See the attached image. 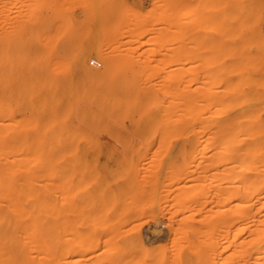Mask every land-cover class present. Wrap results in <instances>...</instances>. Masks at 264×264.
<instances>
[{"label": "bare ground", "instance_id": "1", "mask_svg": "<svg viewBox=\"0 0 264 264\" xmlns=\"http://www.w3.org/2000/svg\"><path fill=\"white\" fill-rule=\"evenodd\" d=\"M196 1L152 0L151 8L138 15L136 7L142 5L141 0H134L133 5L126 0H0V264H67V254L69 264H214L217 256L219 264H264V140L250 142L244 126L257 110L256 104L254 110L222 108L216 113L223 112L222 125L206 138L221 143L223 152L230 153L223 159L225 170L237 173L235 189L231 186L232 191L226 190L229 193L223 189L226 195L221 192L226 203L223 210L217 205L223 216L216 226L204 213L206 208L200 204L204 200L195 190L191 194L189 187L184 191L179 187L176 192L172 190L176 186H165L167 195L161 191L164 197L159 191L147 190L143 183L140 188L132 184L118 191L107 187L98 193L88 188L90 182L85 180L94 174V168L80 161L83 145L168 144L177 140L178 119L190 124L192 80L191 69L185 64L192 55L185 50L194 38L199 43L209 39V34L194 37L196 31L220 30L226 19L221 13L210 14L207 0ZM76 7L82 9L80 16ZM248 18L233 25L252 26L253 20ZM97 25L108 37L106 44L95 42ZM147 32L151 37L147 34L150 38L143 42ZM134 42L139 43L137 47ZM109 44H114L113 48ZM54 45L65 52L77 49L79 76L68 72V63H56L58 58L51 56L55 66L51 61L53 65L46 64L48 50ZM140 47L147 48L146 54ZM199 56L208 64L209 73L221 58L203 52ZM90 57L99 59L100 70L89 68ZM256 57L242 54L228 58L240 61L241 69L227 73L225 81L235 88L229 86L224 92L233 88L239 101L261 93L262 76L246 70ZM211 76L215 79L217 75ZM256 160L260 165L256 166ZM227 161L236 163L235 171L230 165L226 168ZM145 168L132 164L123 172L130 178L146 176L150 172ZM168 172L174 174V167ZM178 173L181 176L183 170ZM67 174L71 187L86 189L85 199L80 198L77 205L73 201V206L85 203L92 222L73 242L66 239V204L72 201L67 197ZM227 195L233 203H227ZM120 200L124 201L122 207ZM163 205L169 206L170 222L180 223L177 228L170 224L177 246L172 257L153 254L139 232H132L138 228L135 223L126 231L121 228L127 217L134 221L149 213L156 219L155 211ZM123 213L127 217L122 223ZM201 225L206 226L203 240ZM72 226L70 237L77 230ZM219 233L223 236L215 245L212 238L217 240ZM124 236L136 241L138 250L122 252L118 241ZM101 247L104 251L96 255ZM185 251L189 254L183 255Z\"/></svg>", "mask_w": 264, "mask_h": 264}, {"label": "rangeland", "instance_id": "2", "mask_svg": "<svg viewBox=\"0 0 264 264\" xmlns=\"http://www.w3.org/2000/svg\"><path fill=\"white\" fill-rule=\"evenodd\" d=\"M126 1L128 2V4H131V5L134 4L133 2L134 0H126ZM141 4L142 5H140L139 7L138 6L136 7L137 11L139 12L138 15H141L143 12L145 13L147 10L151 8L152 0H141ZM206 7H207V11L210 14H217V13L220 14L221 13L222 15H224L226 19H225L224 27L220 28V30L216 28V30L218 31L216 30H214L213 32H209L206 30H204L206 32L200 31V30L196 31L193 34L194 37H197L198 35H201V34H209L210 35L209 39L204 41L203 43H199L198 40H196V38L194 39L192 38L193 41L190 40L192 42L191 44L189 41V44L191 46L190 45L187 46L188 49L190 46V49H189L190 51L185 50L187 51L186 53H188L189 56L192 55L191 61L185 65H186V68L191 69V80L192 81L190 85L192 86H190L191 87L190 89H191L192 100H193V105H192L193 113L189 121L190 124H187L185 122L184 124L181 120L178 119L177 125L180 126V130H178V137H177L176 142L168 143V144H161V143L110 144V143H107V144H101L97 146L96 145H93V146L83 145L82 148L84 149V151L80 155V161L83 165H89L94 168L95 170L94 174L87 177L85 180H89L90 182L88 188L98 193L102 192L104 188H107V187L118 191L127 186L129 187L132 184L140 188V184L143 183V185L146 187L147 190H150V191L155 190L157 192L159 191L158 194L159 195L161 194L164 197V195L165 196L167 195L166 191H168L167 189L170 187H171L170 189H172L173 187L176 186L177 188L175 187L172 189L173 191H176V192H178L177 189L179 187L183 188L182 191H184L185 189L184 187H187V188L189 187V191H191V194H193L195 190V193L198 195L199 199L201 198L204 200V201L200 200V204L202 205V207L204 206L206 208L204 213L205 215H210L211 224L213 226H216L220 222L219 219H221L223 216V213L220 211V209L224 206V202L226 203V200H224L223 202V198L224 199L226 198L223 195L225 194L223 193V189H224V192L229 193L227 192L229 188H230V191H232L233 186L235 189V187L238 184L236 181L237 173L233 172L232 173L234 175L233 177L230 169H229L230 173L228 169L225 170V164H224L223 159H225V157L227 156L229 157L230 153L223 152L221 143H218L217 141L216 143L213 139H206L207 135L209 134L210 136L212 134L211 132L216 130L217 126L220 125L221 124L220 122L223 120V119L222 120L220 119V117L223 115L221 113L223 112L219 113L218 116H216V113L220 112L222 108L237 109L239 107H242V108L246 107L245 109L248 108V109L254 110L255 108L254 104H256L257 110H259L258 111L259 113H257V115L254 114L255 111L257 112V110H254L252 117H250V119L248 120V123L244 126L249 131L250 142L257 141L258 143H260L261 141L264 140V120H263L264 119V84H262V88L260 89L261 93L259 95H255L252 97L244 96L243 98L240 97V101H239V98H237L235 96L236 94H234L233 92V88H235V86L233 85L231 86V84L228 85L227 82L225 81V76L227 75V73L241 69L240 61H237V60L235 61V60H230V59L228 60V58H231V57L240 58V56L244 54L248 56L257 55V57L253 60V62L249 63L246 66V70L254 73L255 76L256 75L262 76L261 82L264 83V0H207ZM81 12H82V9L80 7H76V14L78 16H80ZM237 17H239L238 19L240 18L242 19V17H245V18L249 17L248 19H250L251 21L253 20L254 24L252 26L248 24L249 25L248 27H246L247 25L245 27L244 26L236 27V25L234 26L233 24L238 23ZM254 17L256 18V20L254 19ZM77 18H81V17H77ZM230 24H232V26H230ZM97 29H96V34H95V42L97 44H101L108 37L106 38L107 35L105 36L102 32L99 31L98 25H97ZM145 29L143 32H145ZM208 29H210V27ZM97 31L99 32L97 33ZM143 34L145 35L148 34L149 36L151 35L150 32L143 33ZM145 35H143L142 36L143 38H141L143 42L147 41V38L151 37V36L149 37L148 35L147 36ZM127 38L128 36L126 37V40H125L126 42L130 40V37L128 38V40ZM106 42L104 43L106 44ZM136 43L139 44L138 42H134L133 44L134 47H137ZM112 45L114 46V44H109L110 49L113 48ZM55 46L56 45H54V47H50L51 49L49 48L48 51L50 52H48L49 54L46 58L47 60L46 64H49V65L54 64L53 66H55V62L61 63L63 61L62 63H65V64L68 63L67 64L68 72L71 75L79 76L81 73L78 68L76 58H75L78 52L77 49L73 48L65 52L63 50H58L57 49L58 46L57 47ZM140 48H141L140 50L144 49L142 50V52L144 51L143 53L147 52L146 51L147 48L146 49L142 47ZM181 51L183 50L180 46L178 49L179 59L182 58ZM201 52H203V54H206L207 56L213 55V54L221 56L219 60L220 62H218L217 65H214V68L212 69V73L208 72V69H207L208 64H205L203 61L200 60L201 55L199 56V53ZM51 56L54 57V59L58 58V60H55V62L53 63L52 62L53 58ZM62 57L63 59H61ZM65 59H67V61H65ZM92 61H98V63L100 64V61L98 58L90 57L87 59V65L89 66V68L93 70H100L102 68L101 64L98 66L93 65L91 63ZM182 67H184V62L181 59L179 68L182 69ZM211 75H217L215 77L216 78L218 77V79L216 78L211 79L210 78L212 77ZM229 86L233 88L230 89V91L228 89L226 90V92H224V89H227V87ZM237 104L240 106H238ZM182 124L185 126L189 125V127L187 126L186 128H183ZM127 125H129L128 122H127ZM251 135L253 136L251 137ZM187 136H189L188 139L186 138ZM157 144L159 147L156 146ZM88 146L90 147L88 148ZM160 146L161 147L163 146V149ZM159 149H162V151H160V153H157ZM155 155L156 156L158 155V157H156ZM229 162L230 161H227L228 165L226 168H228L230 165L229 168L232 167V170L235 171L234 168H236V163L234 162L235 163L234 164L231 162V164H229ZM259 162H260L259 160L255 161L256 166L260 165ZM132 164L139 165V167H143V168L146 167L145 168L146 170L149 167L147 171H149L150 173L153 171L154 173H152L153 175L150 173L149 174L147 173L146 176H143L145 174H142V176L134 175L132 178H130L127 175H124L123 170ZM232 164H234L235 166H233ZM100 165H102V167ZM154 167L156 168L158 167V168L155 170ZM171 167H174L175 169V173L174 174L172 173V175H170V173L168 172L170 171ZM189 168H191L192 170H190ZM149 169L152 171H150ZM180 170H183V173L181 176L179 175V173L176 174L177 171H180ZM195 170L196 172H194ZM222 171L223 172L227 171L228 173L227 172L222 173ZM186 172L188 173V175L186 174ZM168 173L169 175H167ZM191 173H194V174L192 175ZM225 175L228 177L230 176V179L227 177L225 178ZM143 180H145V182H143ZM189 180H192V181H189ZM66 181H67L66 185L68 184L67 185V191H68L67 197L70 200L72 199L71 202H69L68 200L69 203L66 204V223H67L66 229L68 233L67 234L68 236L66 237V239L70 238L71 241L73 242L77 239V236H79L77 235L78 233L82 234L83 232H87V230L91 226L92 224L91 219H90L91 213L88 208L84 207L86 206L85 203L83 204V206H81L82 208L73 206L74 202L77 205L78 202L76 201H78L80 198H81V201L85 199V195H87L85 193L86 189L81 187V190H80V189H76V187H71L70 186L71 179H70V175L68 177V174L66 176ZM177 181H180L178 182L179 184H177ZM124 182H126L127 184H125ZM189 183L192 185H190ZM151 184L152 185L154 184L153 187ZM186 184H189V186H187ZM193 184H197V185L193 187L194 186ZM224 185H227L230 187H227ZM165 186H169L167 187L166 191H165ZM191 186L193 187L192 189H191ZM197 186L198 187L201 186L202 188L200 189L196 188ZM231 186H232V189H231ZM161 191L163 192L165 191V194L163 195ZM182 191L179 190V192H182ZM203 195L205 196L203 197ZM72 196H74V199ZM227 197H229L227 198L228 199L227 203L228 201L229 203H233L232 202L233 200H230V196L227 195ZM157 198H159V196H157ZM218 199H220V201ZM123 203L124 201L120 200L118 202V205L122 207ZM70 204L72 205V207L70 206ZM217 205L220 207L222 206V207L221 208L219 207L220 208L219 209ZM161 207H163L161 208V210L163 209V212L159 208L157 209V211H155V216H158L156 219L151 218L153 216L149 213H146L145 214L146 216L142 215L138 218H135L134 221L133 220L129 221L127 220L129 219L127 215L123 213L121 215V221L122 223L127 221L126 222L127 224L126 223L125 225L122 224L121 228L123 227L122 230L126 231L130 227L134 226V223H135V225H138V228L137 227L134 228L132 232L133 233H135L136 231L139 232L141 238L144 240L146 245L151 249V252L153 254L155 255L159 254L158 256L162 255L164 257H172L173 254H175V249L177 248V246H176V235H175L176 232L175 230L171 228V226H173L174 228L175 227L177 228L179 227L180 223L177 222V220L176 221L173 220V223L170 222L169 215H167L169 214V209H167L169 208L168 205H163ZM78 209L81 211L78 212ZM217 209H219L220 212H218ZM212 210H214L215 213H213ZM221 210H223V208ZM206 212L208 214H206ZM123 218L126 219V221H123L124 220ZM128 223H130V225ZM71 224L74 226L73 229H77L75 230V232H72L73 235H76L75 237H73L72 235L74 239L70 237L71 236L70 231L72 230L70 229ZM180 227L182 226L180 225ZM79 230L80 232H76ZM201 231H200V240H203L204 239L203 232L206 231L205 225L203 226L201 225ZM220 235L221 233H219V236ZM221 236H223V234ZM221 236L217 240H216L217 237L212 238L215 241L214 242L215 245L219 241V239L222 238ZM84 237L86 238V236ZM85 238H83V240L87 242ZM86 242H84V244ZM118 244L120 245L119 248L122 250V252H125L127 248L128 250L130 249L134 251L138 250L136 248L137 247L136 241H132L127 236H124L123 238H121L118 241ZM68 246L69 244H67V247ZM85 246H87V244ZM67 249H69V247ZM209 250H208V254H209ZM102 251H104V247L97 249L96 255L100 254ZM219 251L220 250H218V252ZM186 254L188 255L189 252L185 251L183 253V255H186ZM67 256H68L67 264H69V262L71 261V258L69 254H67ZM219 258L220 257L217 256L214 264H219V260H217ZM210 264H213V263L211 262Z\"/></svg>", "mask_w": 264, "mask_h": 264}, {"label": "clouds", "instance_id": "3", "mask_svg": "<svg viewBox=\"0 0 264 264\" xmlns=\"http://www.w3.org/2000/svg\"><path fill=\"white\" fill-rule=\"evenodd\" d=\"M93 65H96L98 63V61H92L91 62Z\"/></svg>", "mask_w": 264, "mask_h": 264}, {"label": "built area", "instance_id": "4", "mask_svg": "<svg viewBox=\"0 0 264 264\" xmlns=\"http://www.w3.org/2000/svg\"><path fill=\"white\" fill-rule=\"evenodd\" d=\"M97 66L100 65L99 63L96 64Z\"/></svg>", "mask_w": 264, "mask_h": 264}]
</instances>
